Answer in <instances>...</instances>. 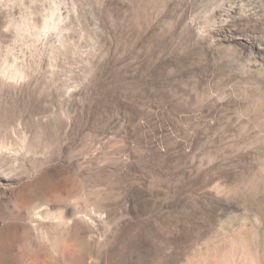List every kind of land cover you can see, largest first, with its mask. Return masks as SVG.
Segmentation results:
<instances>
[{
  "label": "rangeland",
  "instance_id": "374dc122",
  "mask_svg": "<svg viewBox=\"0 0 264 264\" xmlns=\"http://www.w3.org/2000/svg\"><path fill=\"white\" fill-rule=\"evenodd\" d=\"M0 264H264V0H0Z\"/></svg>",
  "mask_w": 264,
  "mask_h": 264
}]
</instances>
